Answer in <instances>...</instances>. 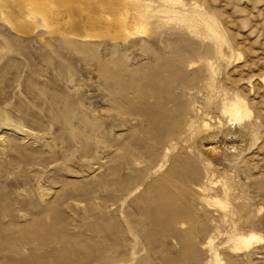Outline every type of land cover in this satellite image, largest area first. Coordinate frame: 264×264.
I'll return each instance as SVG.
<instances>
[{"label":"rangeland","instance_id":"374dc122","mask_svg":"<svg viewBox=\"0 0 264 264\" xmlns=\"http://www.w3.org/2000/svg\"><path fill=\"white\" fill-rule=\"evenodd\" d=\"M144 1L125 41L0 14V264H264V0Z\"/></svg>","mask_w":264,"mask_h":264},{"label":"bare ground","instance_id":"6f19581e","mask_svg":"<svg viewBox=\"0 0 264 264\" xmlns=\"http://www.w3.org/2000/svg\"><path fill=\"white\" fill-rule=\"evenodd\" d=\"M0 11L1 16H5L6 11L16 12L18 20H11L10 23L25 34L35 30L31 27V20L50 34L61 33L72 40L102 41L108 38L112 41H125L137 32V28L145 26V23L134 25L130 15L144 20L152 15V11L177 10L171 7L157 10L144 0H0ZM227 99L223 111L230 122H242L249 116L251 110L245 99L238 95ZM205 200L212 204H222L220 198ZM263 241L264 234L259 229L250 228L247 232L237 234L236 248L251 252ZM215 256L221 262L218 255Z\"/></svg>","mask_w":264,"mask_h":264}]
</instances>
